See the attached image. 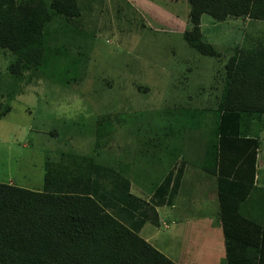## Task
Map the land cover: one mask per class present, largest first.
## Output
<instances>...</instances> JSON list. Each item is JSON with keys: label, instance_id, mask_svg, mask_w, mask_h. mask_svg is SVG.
Instances as JSON below:
<instances>
[{"label": "rangeland", "instance_id": "1", "mask_svg": "<svg viewBox=\"0 0 264 264\" xmlns=\"http://www.w3.org/2000/svg\"><path fill=\"white\" fill-rule=\"evenodd\" d=\"M107 2L99 9L103 20L96 17L97 21L91 23L85 18L83 25H77L82 33L70 42L57 36L68 54L58 58V74L50 66L30 80L29 85L14 82L9 65L16 56L0 48V182L44 190L47 163L52 164V169L59 164V172L63 168L69 172L74 168L89 170L97 162L116 167L118 160L128 157V152L133 159L135 154L137 167L134 171L124 167L121 170L130 172L139 184L138 194H145L146 188L168 170L171 156L166 144L177 137L176 129L183 124L191 126L186 118H181V113L168 114L166 109L173 102L187 103L190 107L199 101L209 103L213 79L218 80L217 86L224 81L222 62L236 47L245 51L257 49L263 40V22L244 17L219 22L204 15L202 31L222 54L215 59L190 47L182 33H173L188 21L191 8L188 0H125L126 13L135 20L129 26L121 23L114 12L116 0ZM141 21L148 27L142 29ZM83 33L93 36L83 38ZM125 62L138 67L123 72ZM65 66L70 68V75ZM75 71L78 73L74 76ZM123 78H129L127 82L132 86L148 89L120 93ZM74 79L85 83L75 84ZM110 79L120 84L119 93L106 87ZM118 96L121 109L116 103ZM167 98L173 102H164ZM7 104L12 106L11 110L1 114ZM195 114L200 116L197 129L206 131L208 114L196 111ZM109 116L113 128L116 123L115 131L101 136L95 146L94 121L107 120ZM167 121L172 122L174 131L168 139ZM207 122L210 126L209 119ZM178 140L174 142L178 144ZM118 146L127 150L121 157ZM117 170L120 171L118 165ZM161 225L159 228L147 225L146 231L151 227L162 231Z\"/></svg>", "mask_w": 264, "mask_h": 264}, {"label": "trees", "instance_id": "2", "mask_svg": "<svg viewBox=\"0 0 264 264\" xmlns=\"http://www.w3.org/2000/svg\"><path fill=\"white\" fill-rule=\"evenodd\" d=\"M107 1L103 5L109 3ZM123 1L116 0L114 12L121 18V23L129 26L135 20L126 13L127 6ZM188 2L191 8L183 39L204 56L222 57L221 51L202 31L204 15L219 22L244 17L264 23V0ZM81 16L79 0H0V48L16 56L9 65L14 82L29 85L30 80L50 66L52 72L57 73L58 58L68 55L66 46L63 47L57 36H63L69 42L75 39L81 33V28L75 27L82 25L80 20L85 19ZM141 27L148 26L141 21ZM124 66L123 72L138 67L126 62ZM65 69L70 75V68L65 66ZM77 73L75 71L74 76ZM123 79L120 93L128 90L131 94L135 88L148 89L136 84L132 86L127 82L129 78ZM79 80L74 79L75 84L85 83ZM223 80L222 93L217 99L220 114L216 137L207 148L204 166L209 173L219 176L217 170L222 166L226 156L224 150L228 147L237 152V161L244 157L252 169L256 164L258 141L252 136L249 138L248 132L250 124L260 121L264 124V35L257 49L235 48L223 64ZM119 85L115 79L106 82V87L113 93L116 89L119 93ZM120 100L116 101L118 106ZM11 107L7 104L1 114L10 111ZM166 110L168 114L176 112L180 116L181 113V118H187L178 105ZM114 116L117 121V114ZM106 119L94 121L95 146L99 145L101 136L114 131L110 122L112 117ZM171 123L167 121L170 133L174 132ZM48 165L44 190L0 182V264H178L140 235L149 217H139L137 213L144 207H156L170 201L182 169L173 178L167 177L156 183L151 198L146 200L132 192L131 181L121 172V160L117 161L116 167L97 162L89 170L74 168L69 172L63 168L60 175L51 168L52 164ZM54 168L59 170L57 166ZM220 179V182L224 181V178ZM220 198L224 206V195L220 194ZM231 221L225 220L227 229ZM227 262L242 264L236 263L230 254Z\"/></svg>", "mask_w": 264, "mask_h": 264}, {"label": "crops", "instance_id": "3", "mask_svg": "<svg viewBox=\"0 0 264 264\" xmlns=\"http://www.w3.org/2000/svg\"><path fill=\"white\" fill-rule=\"evenodd\" d=\"M105 1L79 0L81 19L87 18L91 23L97 21V18L103 20L99 9ZM84 20H80L82 25ZM187 23L177 27L173 33H182L183 36ZM82 35L83 38L85 35L89 37L88 33ZM226 60L227 58L224 62ZM213 80L207 98L209 103L199 101L193 107L187 103H177L182 112H186L187 122L191 126L183 124L177 129L175 139H180L178 144L173 138L166 144L167 152L171 156L166 173L157 178L151 187L146 188L145 194L139 195L136 189L139 184L135 183L134 176L128 171L121 172L131 181L132 192L149 200L156 183L166 180L167 177L173 178L182 169L181 178L170 201L167 200L156 207H144L137 213L139 217H149L141 228L140 235L174 262L228 264L230 254L236 263L260 264L264 261V124L261 121L250 124L248 132L249 138L252 136L258 141L254 169L251 164L246 163L244 157L237 161V152L228 147L224 150L226 156L222 160V166L217 170L221 176L209 173L204 168L205 156L211 141L216 137L220 114L217 99L218 94L222 93V84L217 86L215 82L218 80ZM165 100L173 102L169 98L164 99V102ZM174 104L176 102H173L172 106ZM118 109H121V105ZM195 111L208 114L205 118L206 131L197 129L196 122L200 116H197ZM165 134L168 139L171 134L169 128ZM118 148L121 151L120 157L127 152L126 148ZM127 156L121 163L124 169L134 171L137 167L135 154L134 159L128 152ZM53 170L59 172L58 169ZM220 178H224V181L220 182ZM173 181L170 182L171 186ZM220 194L225 197L224 206ZM151 204L153 205V202ZM225 220H232L228 229ZM160 224L162 231L152 227L146 231L147 225L159 228Z\"/></svg>", "mask_w": 264, "mask_h": 264}]
</instances>
